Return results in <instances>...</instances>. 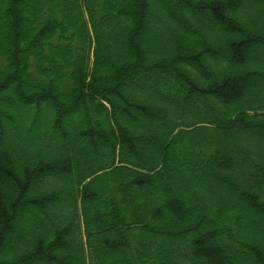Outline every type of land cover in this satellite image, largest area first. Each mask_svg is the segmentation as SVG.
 I'll return each mask as SVG.
<instances>
[{"label": "trees", "instance_id": "obj_1", "mask_svg": "<svg viewBox=\"0 0 264 264\" xmlns=\"http://www.w3.org/2000/svg\"><path fill=\"white\" fill-rule=\"evenodd\" d=\"M171 1L0 0V264H264V0Z\"/></svg>", "mask_w": 264, "mask_h": 264}, {"label": "rangeland", "instance_id": "obj_2", "mask_svg": "<svg viewBox=\"0 0 264 264\" xmlns=\"http://www.w3.org/2000/svg\"><path fill=\"white\" fill-rule=\"evenodd\" d=\"M165 2H164V4H165V6L167 7V10H169V11H171V12H173V11H175V7H174V4L172 3V1L171 0H164ZM149 4L151 5V7H155V5H153V4H151L150 2H149ZM179 20V21H178ZM177 21L178 22H180V21H183V22H185V19H183V17H180V16H178L177 15ZM190 26V24L188 25V27ZM239 36V35H238ZM238 36H235V38H238ZM251 49L252 50H255V51H259V50H264V45H261L260 43H258V44H256V45H253L252 47H251ZM209 62V60L208 59H205V62ZM5 124H8V123H5ZM9 125V124H8ZM16 126V125H15ZM17 126H18V123H17ZM9 127V126H8ZM10 138H11V136H10ZM9 137L5 140V144L6 145H11V143H12V139H10ZM58 205V204H57ZM59 207H60V205L57 207V210L59 209ZM55 211V209L54 208H52L51 209V212H54ZM24 219V218H23ZM23 219H22V221H23Z\"/></svg>", "mask_w": 264, "mask_h": 264}]
</instances>
